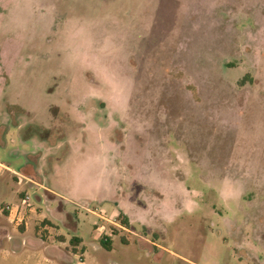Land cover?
Here are the masks:
<instances>
[{
  "label": "rangeland",
  "instance_id": "rangeland-1",
  "mask_svg": "<svg viewBox=\"0 0 264 264\" xmlns=\"http://www.w3.org/2000/svg\"><path fill=\"white\" fill-rule=\"evenodd\" d=\"M0 163V264H264V0H0Z\"/></svg>",
  "mask_w": 264,
  "mask_h": 264
},
{
  "label": "built area",
  "instance_id": "built-area-1",
  "mask_svg": "<svg viewBox=\"0 0 264 264\" xmlns=\"http://www.w3.org/2000/svg\"><path fill=\"white\" fill-rule=\"evenodd\" d=\"M25 208H29V210H33L32 204L30 202L29 195H25L20 199V204L16 206H12L11 204H7L4 207V212L6 211L9 216H11V220L15 222L16 225H21L26 220Z\"/></svg>",
  "mask_w": 264,
  "mask_h": 264
},
{
  "label": "trees",
  "instance_id": "trees-1",
  "mask_svg": "<svg viewBox=\"0 0 264 264\" xmlns=\"http://www.w3.org/2000/svg\"><path fill=\"white\" fill-rule=\"evenodd\" d=\"M5 213L7 214L6 211H5ZM42 223L46 224V223H49V222L44 220ZM123 223L125 225H128V221L127 220H124ZM81 241H82L81 238L77 237V236H74V237L71 238L70 242L73 245L72 249H73L74 252H77V250L75 249V246L79 245L81 243ZM100 243L105 249H107V250L111 249V238L109 236L103 237L100 240Z\"/></svg>",
  "mask_w": 264,
  "mask_h": 264
},
{
  "label": "crops",
  "instance_id": "crops-1",
  "mask_svg": "<svg viewBox=\"0 0 264 264\" xmlns=\"http://www.w3.org/2000/svg\"><path fill=\"white\" fill-rule=\"evenodd\" d=\"M0 167L6 169V170L9 171L10 173H18L17 170H15V169H11L9 166H6V165H4V164H2V163H0ZM42 187H43L45 190L51 191V192H53L55 195L58 196V192H57L55 189H54V190H51V189H49V188H47V187H44L43 185H42Z\"/></svg>",
  "mask_w": 264,
  "mask_h": 264
}]
</instances>
